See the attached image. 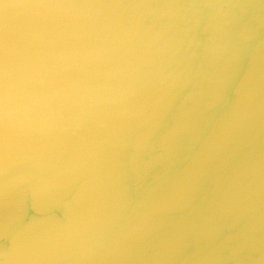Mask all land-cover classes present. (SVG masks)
<instances>
[{"label":"clouds","instance_id":"clouds-1","mask_svg":"<svg viewBox=\"0 0 264 264\" xmlns=\"http://www.w3.org/2000/svg\"><path fill=\"white\" fill-rule=\"evenodd\" d=\"M0 264H264V0H0Z\"/></svg>","mask_w":264,"mask_h":264}]
</instances>
